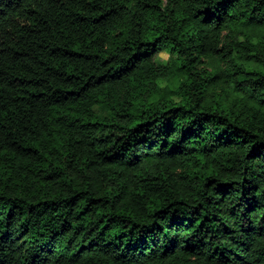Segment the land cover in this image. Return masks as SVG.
<instances>
[{
    "label": "trees",
    "instance_id": "obj_1",
    "mask_svg": "<svg viewBox=\"0 0 264 264\" xmlns=\"http://www.w3.org/2000/svg\"><path fill=\"white\" fill-rule=\"evenodd\" d=\"M0 264H264V0H0Z\"/></svg>",
    "mask_w": 264,
    "mask_h": 264
},
{
    "label": "rangeland",
    "instance_id": "obj_2",
    "mask_svg": "<svg viewBox=\"0 0 264 264\" xmlns=\"http://www.w3.org/2000/svg\"><path fill=\"white\" fill-rule=\"evenodd\" d=\"M159 59L165 60L167 58V55L164 53H161L158 55Z\"/></svg>",
    "mask_w": 264,
    "mask_h": 264
}]
</instances>
